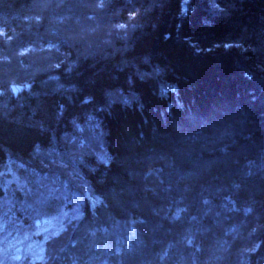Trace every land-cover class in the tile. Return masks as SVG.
<instances>
[{
	"label": "trees",
	"instance_id": "obj_1",
	"mask_svg": "<svg viewBox=\"0 0 264 264\" xmlns=\"http://www.w3.org/2000/svg\"><path fill=\"white\" fill-rule=\"evenodd\" d=\"M70 141L0 264H264V0H0V171Z\"/></svg>",
	"mask_w": 264,
	"mask_h": 264
},
{
	"label": "rangeland",
	"instance_id": "obj_2",
	"mask_svg": "<svg viewBox=\"0 0 264 264\" xmlns=\"http://www.w3.org/2000/svg\"><path fill=\"white\" fill-rule=\"evenodd\" d=\"M189 2L190 0H185V4ZM24 89H29V86L14 87L13 92L18 93ZM94 132L95 139L99 144L101 142V137L103 136V131L99 128ZM79 140L81 144L87 143L86 139H84L82 136H80ZM72 146L73 144L71 141L65 142L57 153L56 150H45L43 153L47 156V158H42L39 155H34L25 165H20L18 163L8 161L3 166V169L0 171V198H2L0 199V202L3 201L1 202L3 204L0 205V230H3L4 225L10 221V218L12 216L11 210H14L16 206L20 210H24L26 209V207L33 208L31 203L29 202L30 198L28 197L29 194L32 193L30 189L33 186L32 184H37L38 186L43 185L46 187L50 184L47 194L48 196H55L57 201L69 196V190H72L74 186L80 187V189L82 188L86 191V176H83L84 174L81 173V171H83L84 164L80 163L79 158L76 159V157L81 155V153L77 149V146L75 149L72 148ZM107 158V152L103 147L102 150L97 151V153L95 154L93 158V164L104 162L107 160ZM85 159L89 160V158L87 157H85ZM35 165H38L39 167L37 168L43 170L42 174L38 172V174L36 173L37 176H35L33 172V167ZM59 172H62L60 175L65 178V180L62 181H60L59 179L61 186L60 184H55L52 182V180H50L54 178V175L52 174L59 175ZM48 181H51L52 183H49ZM75 181L81 182L82 185L79 184V186ZM57 191L58 193H56ZM86 197L87 199H90V195L88 192H86ZM50 199L51 198L49 197H43V199L41 200L40 197V200H38V202L39 204H42L43 202ZM66 201L68 203L72 202L69 197L66 198ZM62 208L63 206H61L59 212L53 216L52 222H50V220L43 215H41L40 217H35V226L42 227V225H44V228H48L52 225L51 223L58 222V220H61L60 218L62 217V214L64 215L66 213L62 211ZM0 248L5 249L7 255L16 252L21 253L26 249V240H23V242H18L15 246L12 243V239H10V237H6L0 242ZM0 251H2L3 254V250ZM2 259L3 256L0 255V262L2 261Z\"/></svg>",
	"mask_w": 264,
	"mask_h": 264
}]
</instances>
